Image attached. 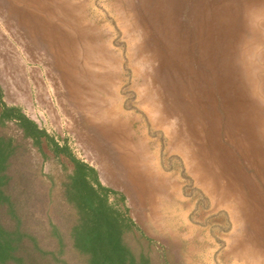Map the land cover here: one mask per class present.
<instances>
[{"label":"rangeland","instance_id":"1","mask_svg":"<svg viewBox=\"0 0 264 264\" xmlns=\"http://www.w3.org/2000/svg\"><path fill=\"white\" fill-rule=\"evenodd\" d=\"M0 96L96 169L137 260L264 264V0H0ZM0 137L2 222L46 264H88L73 162L19 119Z\"/></svg>","mask_w":264,"mask_h":264},{"label":"trees","instance_id":"2","mask_svg":"<svg viewBox=\"0 0 264 264\" xmlns=\"http://www.w3.org/2000/svg\"><path fill=\"white\" fill-rule=\"evenodd\" d=\"M1 97V120L19 119L26 126V129L33 133L38 143L41 142L40 138L45 136L54 143L58 152L65 153L74 164V175L72 179L75 186H71L70 189L73 190L74 197L81 205L82 212L71 232L73 245L74 248H77V252L86 255L88 264H150V261L137 260L135 255L123 242L121 223L116 215L104 206V203L100 199H96L94 185L95 183L101 185L96 175V169L85 161L76 158L67 147L59 146L52 137L44 130L39 129L36 123L22 113L19 108L7 105ZM13 149L11 138L6 139L0 137V202H5L8 211L11 213L15 211V205L5 186L9 183L10 179L7 163L13 153ZM92 175L93 184L90 183L91 181L88 177ZM88 209H91L90 214ZM15 219V225L8 227L2 222L0 215V264H46L45 261H42L41 257L45 252L39 248L33 236L22 228V219L19 216H15ZM83 231L90 233L86 235L83 234ZM91 231L104 232L102 243L106 246H117L116 249L114 247L113 253L115 261H108L111 258V248L108 249L107 255L105 253L102 254L100 248L98 250V247L94 243L95 239L91 238ZM114 235L116 236L115 238ZM26 239L32 241V247L40 255L32 251L33 249Z\"/></svg>","mask_w":264,"mask_h":264},{"label":"crops","instance_id":"3","mask_svg":"<svg viewBox=\"0 0 264 264\" xmlns=\"http://www.w3.org/2000/svg\"><path fill=\"white\" fill-rule=\"evenodd\" d=\"M17 56V55H16ZM17 60H18V57H15V61H16V63H17Z\"/></svg>","mask_w":264,"mask_h":264},{"label":"bare ground","instance_id":"4","mask_svg":"<svg viewBox=\"0 0 264 264\" xmlns=\"http://www.w3.org/2000/svg\"><path fill=\"white\" fill-rule=\"evenodd\" d=\"M85 70V69H84Z\"/></svg>","mask_w":264,"mask_h":264}]
</instances>
